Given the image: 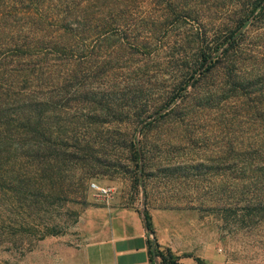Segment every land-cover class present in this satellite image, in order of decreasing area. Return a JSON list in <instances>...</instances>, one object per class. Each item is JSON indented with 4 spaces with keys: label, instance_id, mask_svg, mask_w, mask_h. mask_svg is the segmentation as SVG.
Here are the masks:
<instances>
[{
    "label": "trees",
    "instance_id": "obj_1",
    "mask_svg": "<svg viewBox=\"0 0 264 264\" xmlns=\"http://www.w3.org/2000/svg\"><path fill=\"white\" fill-rule=\"evenodd\" d=\"M254 14L264 16V0H0V237L25 233V195L62 190L77 163L86 181L100 156L121 159L110 153L111 135L134 108L143 132L172 115L194 127L215 113L219 175L251 191L252 207L264 213V32L248 37ZM187 45L198 47L201 62L194 92L149 109L143 101L165 76L163 57L179 62ZM101 128L112 132L97 151ZM120 135L139 189L150 151L136 134ZM180 169L198 177L210 168ZM145 217L154 233L147 210ZM150 244L159 264H180L171 249Z\"/></svg>",
    "mask_w": 264,
    "mask_h": 264
},
{
    "label": "rangeland",
    "instance_id": "obj_2",
    "mask_svg": "<svg viewBox=\"0 0 264 264\" xmlns=\"http://www.w3.org/2000/svg\"><path fill=\"white\" fill-rule=\"evenodd\" d=\"M256 16L248 26L250 40L264 32V16L258 19ZM181 49L177 45L169 52L178 53ZM184 50L185 57L172 65L162 55L165 76L156 91L143 101L147 100L149 109L172 102L182 89L183 95L194 92V80L190 78L200 77L198 47L187 45ZM260 51L264 55V46ZM137 66H127L125 73ZM176 99L171 109L183 97ZM135 110L127 116L128 122L115 130L118 134H108L112 130L107 128L99 130L103 135L96 145L97 151L103 147L104 137L111 135L116 144L110 153L119 154L121 159L113 156L101 162L100 156L101 163H94L95 170L91 176L87 175L86 181L81 180L86 169L77 163L65 173L66 186L62 190L55 187L54 191L50 188L25 195V233L0 237V264H81L91 241L87 212L111 203L140 212L147 210L156 220L158 236L170 245L184 247L188 251L185 255L214 253L220 258L218 264H264V213L252 207L251 191L237 187L235 179H223L216 168L221 139L220 135L214 138L218 131L217 115L211 112V117L202 116L201 120H195L194 127L189 119L181 123L173 115L154 121L167 110L146 120L155 123L143 132L145 123L134 122ZM205 123L211 126L205 128ZM124 132L129 133V138L136 134L138 147L144 145L150 151V167L146 170L145 184L139 189L133 186L134 166L126 159L129 152L120 144V134ZM190 163L207 164L210 169L202 176L195 177L193 170L187 176L180 167ZM102 188L112 189L113 193L106 196L100 191Z\"/></svg>",
    "mask_w": 264,
    "mask_h": 264
},
{
    "label": "crops",
    "instance_id": "obj_3",
    "mask_svg": "<svg viewBox=\"0 0 264 264\" xmlns=\"http://www.w3.org/2000/svg\"><path fill=\"white\" fill-rule=\"evenodd\" d=\"M87 226L91 241L86 246L81 264H159L151 253L152 234L146 227L142 212L130 207L108 204L87 212ZM157 243L169 247L179 257L180 264H218L214 253L185 255L181 245H170L156 233Z\"/></svg>",
    "mask_w": 264,
    "mask_h": 264
},
{
    "label": "water",
    "instance_id": "obj_4",
    "mask_svg": "<svg viewBox=\"0 0 264 264\" xmlns=\"http://www.w3.org/2000/svg\"><path fill=\"white\" fill-rule=\"evenodd\" d=\"M142 214H143V217H144L145 222H146L145 211H143ZM146 227H147V222H146ZM147 230H148V229H147ZM148 231H149V230H148ZM149 233L152 234V246H153V249H155V248H156V244H157L156 236H155L154 233H151L150 231H149Z\"/></svg>",
    "mask_w": 264,
    "mask_h": 264
},
{
    "label": "built area",
    "instance_id": "obj_5",
    "mask_svg": "<svg viewBox=\"0 0 264 264\" xmlns=\"http://www.w3.org/2000/svg\"><path fill=\"white\" fill-rule=\"evenodd\" d=\"M100 191L106 196H110L113 193L112 189H107V188H102L100 189Z\"/></svg>",
    "mask_w": 264,
    "mask_h": 264
}]
</instances>
